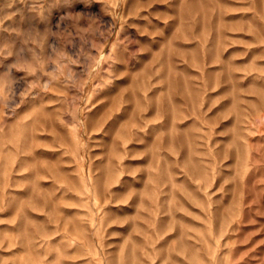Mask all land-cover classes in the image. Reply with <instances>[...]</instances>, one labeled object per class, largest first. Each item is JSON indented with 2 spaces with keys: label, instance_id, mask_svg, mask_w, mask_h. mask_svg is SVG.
I'll list each match as a JSON object with an SVG mask.
<instances>
[{
  "label": "rangeland",
  "instance_id": "obj_1",
  "mask_svg": "<svg viewBox=\"0 0 264 264\" xmlns=\"http://www.w3.org/2000/svg\"><path fill=\"white\" fill-rule=\"evenodd\" d=\"M0 264H264V0H0Z\"/></svg>",
  "mask_w": 264,
  "mask_h": 264
}]
</instances>
